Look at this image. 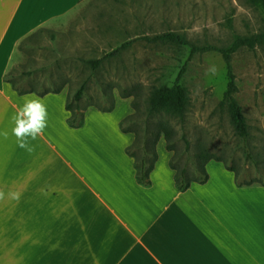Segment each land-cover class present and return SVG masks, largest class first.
I'll return each mask as SVG.
<instances>
[{
	"label": "crops",
	"instance_id": "obj_1",
	"mask_svg": "<svg viewBox=\"0 0 264 264\" xmlns=\"http://www.w3.org/2000/svg\"><path fill=\"white\" fill-rule=\"evenodd\" d=\"M81 2L0 0V264H264V186H241L220 168L182 192L160 158L143 185L117 110L89 106L74 128L67 92L41 96L6 81L26 61L22 43L69 23ZM33 93L48 124L29 153L12 117Z\"/></svg>",
	"mask_w": 264,
	"mask_h": 264
},
{
	"label": "rangeland",
	"instance_id": "obj_2",
	"mask_svg": "<svg viewBox=\"0 0 264 264\" xmlns=\"http://www.w3.org/2000/svg\"><path fill=\"white\" fill-rule=\"evenodd\" d=\"M263 29L264 10L250 0H82L69 23L41 28L22 43L26 61L12 83L24 90H63L82 112L95 106L105 113L117 110L121 120L132 116L124 126L134 139L130 145L136 136L143 141L148 125L170 124L176 150L169 151L162 136L157 145L161 169L170 166L176 153V166L186 167L192 176L197 154L205 149L221 160L208 162V174L217 176L228 164L242 182L264 181V47L240 48L231 59L235 96L250 127L247 139L236 134L221 104L229 83L222 53L193 50L229 47L236 36ZM166 32L183 35L189 44L147 39ZM124 43L127 48L114 55ZM95 59H102L97 67L91 63ZM213 65L216 75L208 71ZM177 82L188 97L185 114L150 116L152 92ZM83 85L85 94L77 100Z\"/></svg>",
	"mask_w": 264,
	"mask_h": 264
},
{
	"label": "trees",
	"instance_id": "obj_3",
	"mask_svg": "<svg viewBox=\"0 0 264 264\" xmlns=\"http://www.w3.org/2000/svg\"><path fill=\"white\" fill-rule=\"evenodd\" d=\"M254 5L261 7L264 10V0H250ZM148 40L151 42H170L179 45H187L189 42L186 38L178 33L175 32H166L163 34H159L153 38L148 37ZM128 43H124L120 46L117 50H115L114 55L119 51L127 48ZM258 46L264 47V29L252 35L247 36H236L229 47L225 48H218L216 46H209L208 48H199L193 46V50H206V49H215L222 53L223 57L227 63L228 69V77L229 83L228 88L224 94V98L221 102L223 107L227 108L229 113L231 122L234 126L236 134L241 138L247 139L250 135V127L247 121V118L243 112V108L240 105L239 101L237 100L235 94L238 91V88L235 83V76L233 73L232 67V54L235 53L240 48H249L254 49ZM102 62V59H95L92 60L91 63L94 67H97ZM19 66H16L14 70L6 76V81H11L15 76ZM85 86L83 85L77 94V100L82 99L85 94ZM32 91V90H30ZM27 93L28 91H23ZM58 92V91H56ZM49 93V91H43L39 93L41 96ZM188 105V97L184 90V88L177 82L172 86H161L156 88L151 96L148 106L149 115H155L159 112H167L172 115H179L183 116L187 111ZM67 109L72 112L71 117L68 119V123L70 126L74 128H79L84 124V111L79 108V106L74 109L71 103L67 102L66 105ZM132 116L124 119L121 121L120 126L123 132H131L129 129H126L125 123L129 121ZM162 136H164L167 142V149L169 151L176 150V141L173 139L174 136V129L170 124L159 122L154 125L151 129L148 125L145 130L144 137L141 138L136 136L135 142L126 148V152L128 155L134 157L135 165L137 169V180L139 183L143 185H150L151 184V172L154 170L156 163L158 161L159 155L157 151V145L161 140ZM142 143V144H141ZM189 147V142H188ZM138 150H142L141 155H137L136 152ZM249 153V152H248ZM178 156L175 153L171 159L170 166L172 169L176 171L175 174V182L177 188L184 192L187 191L193 182L204 184L209 180V174L207 172V164L211 160L221 161L219 158L215 157L212 153L205 151L202 149L197 154L196 162L194 163V172L192 176H189L188 169L186 167L178 168L176 166ZM229 170L235 171L237 174L236 182L241 186H251L256 183H260V185L264 186L263 180H249L242 182L240 181L238 172L228 164H226Z\"/></svg>",
	"mask_w": 264,
	"mask_h": 264
},
{
	"label": "clouds",
	"instance_id": "obj_4",
	"mask_svg": "<svg viewBox=\"0 0 264 264\" xmlns=\"http://www.w3.org/2000/svg\"><path fill=\"white\" fill-rule=\"evenodd\" d=\"M212 75L217 74V68L215 65L211 66L208 70ZM24 103L22 107L18 109L16 114L12 117L15 127L12 129V133L17 138L19 147L24 148L29 153L35 150L34 146L29 143L30 140H35L48 124V110L47 105L43 98L37 94H31L23 98ZM7 138V131L0 132ZM7 197L11 200L19 201L21 193L9 192ZM6 198V194L3 190H0V201Z\"/></svg>",
	"mask_w": 264,
	"mask_h": 264
}]
</instances>
